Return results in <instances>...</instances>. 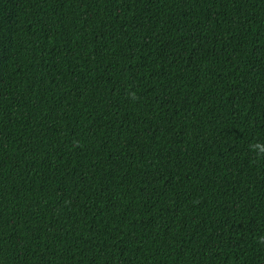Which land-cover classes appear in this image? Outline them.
<instances>
[{
	"label": "trees",
	"instance_id": "obj_1",
	"mask_svg": "<svg viewBox=\"0 0 264 264\" xmlns=\"http://www.w3.org/2000/svg\"><path fill=\"white\" fill-rule=\"evenodd\" d=\"M264 0H0V264H264Z\"/></svg>",
	"mask_w": 264,
	"mask_h": 264
},
{
	"label": "clouds",
	"instance_id": "obj_2",
	"mask_svg": "<svg viewBox=\"0 0 264 264\" xmlns=\"http://www.w3.org/2000/svg\"><path fill=\"white\" fill-rule=\"evenodd\" d=\"M252 147L256 150L258 154H264V145L257 143L254 144Z\"/></svg>",
	"mask_w": 264,
	"mask_h": 264
}]
</instances>
